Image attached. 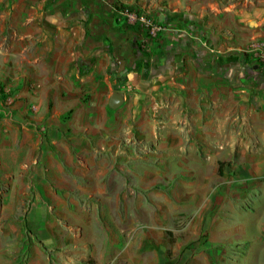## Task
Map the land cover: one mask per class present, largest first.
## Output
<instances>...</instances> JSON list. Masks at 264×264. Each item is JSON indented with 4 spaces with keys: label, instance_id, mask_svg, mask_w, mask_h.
I'll list each match as a JSON object with an SVG mask.
<instances>
[{
    "label": "crops",
    "instance_id": "obj_1",
    "mask_svg": "<svg viewBox=\"0 0 264 264\" xmlns=\"http://www.w3.org/2000/svg\"><path fill=\"white\" fill-rule=\"evenodd\" d=\"M261 45L264 0H0V264L221 259L264 216Z\"/></svg>",
    "mask_w": 264,
    "mask_h": 264
},
{
    "label": "rangeland",
    "instance_id": "obj_2",
    "mask_svg": "<svg viewBox=\"0 0 264 264\" xmlns=\"http://www.w3.org/2000/svg\"><path fill=\"white\" fill-rule=\"evenodd\" d=\"M34 109H35V106L31 105L30 110L34 111ZM39 129L42 132L45 131L42 125L39 127ZM44 147L46 149L54 148L46 140L44 142ZM9 180H10V177L8 175H5L2 177V181H0V205H1L2 200L5 198L4 195L6 193ZM29 195L30 194L29 193L27 194L26 192L22 195L23 197H21V200H23L25 204H19L18 209H17V212L19 214H22L25 211L26 206L28 205L26 204L28 201L26 197H28ZM243 203L251 204L250 200H247ZM7 210L9 211L10 209L7 208ZM260 212L262 211L260 210L259 213ZM259 213H257V211L251 212L250 214H247L246 216H244V218L233 217V218H236L235 221H233V224H235L236 222H239L238 224L243 223L245 224L247 231L246 233H237L231 236L225 235L223 239H221L217 243H214L212 248L216 250L217 255H219L220 257L222 255L221 259L218 258L215 260V264H264V233H263L264 225L261 224V222L263 223V221L258 222L259 219L261 220L263 218L264 220V216L263 217L261 216L259 218ZM41 218H43V215H42V212H39L35 222L36 221L37 223L41 222ZM44 218H45V212H44ZM32 224H35V223L33 222ZM31 229L33 232H36L33 227H31ZM39 232L41 234V230H39ZM25 233H26V236L24 238L28 240L30 235H27L26 230H25ZM33 241L37 242L35 238L33 239ZM42 242L46 245H49V241L46 239L42 240ZM12 243H15V242H12ZM19 244H20V241H19ZM62 249L63 248H59L57 250H62ZM18 252H20V249ZM33 259H34V262H31V258L29 256L23 257V258L19 257L18 264H32V263L36 264L35 255ZM51 264H56V263L52 262Z\"/></svg>",
    "mask_w": 264,
    "mask_h": 264
},
{
    "label": "built area",
    "instance_id": "obj_3",
    "mask_svg": "<svg viewBox=\"0 0 264 264\" xmlns=\"http://www.w3.org/2000/svg\"><path fill=\"white\" fill-rule=\"evenodd\" d=\"M123 15L131 23H139L142 31L141 43L147 47L151 41H158L161 33L164 31L163 24L151 16L147 11L132 9L129 7L122 8ZM260 47V48H259ZM257 60L254 63H260L264 69V48L259 46Z\"/></svg>",
    "mask_w": 264,
    "mask_h": 264
},
{
    "label": "water",
    "instance_id": "obj_4",
    "mask_svg": "<svg viewBox=\"0 0 264 264\" xmlns=\"http://www.w3.org/2000/svg\"><path fill=\"white\" fill-rule=\"evenodd\" d=\"M258 66H255L257 68ZM123 96L119 92H114L110 99V106L117 108L123 103Z\"/></svg>",
    "mask_w": 264,
    "mask_h": 264
},
{
    "label": "trees",
    "instance_id": "obj_5",
    "mask_svg": "<svg viewBox=\"0 0 264 264\" xmlns=\"http://www.w3.org/2000/svg\"><path fill=\"white\" fill-rule=\"evenodd\" d=\"M135 44H137V43H135ZM244 55H247V54H244ZM253 66H254V67H253L252 69L250 68V71H253V70L255 69V66L261 67V64H260V63H254ZM1 96H4V93H2ZM1 96H0V97H1Z\"/></svg>",
    "mask_w": 264,
    "mask_h": 264
}]
</instances>
